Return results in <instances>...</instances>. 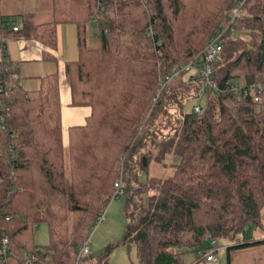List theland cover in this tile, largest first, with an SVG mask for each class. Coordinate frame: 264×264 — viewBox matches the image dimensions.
I'll return each mask as SVG.
<instances>
[{"label": "trees", "instance_id": "16d2710c", "mask_svg": "<svg viewBox=\"0 0 264 264\" xmlns=\"http://www.w3.org/2000/svg\"><path fill=\"white\" fill-rule=\"evenodd\" d=\"M239 3L52 0L48 22L31 27L25 20L22 34L51 50L57 27L74 26L78 57L65 63L70 106L88 107L90 116L69 128L64 146L58 75L42 77L37 91L23 90L4 52L0 235L8 236L14 257L33 253V264H74L120 170L127 220L120 245L135 247V264H200L219 240L234 243L229 249L248 246L240 241L247 226L263 228L264 0L239 8L210 85L183 72L154 101L159 80L199 59ZM252 85L261 87L259 102L247 92ZM202 94V114L186 113L184 103ZM152 163L171 174L139 182ZM42 223L45 247L32 239ZM111 248L93 264H106Z\"/></svg>", "mask_w": 264, "mask_h": 264}, {"label": "crops", "instance_id": "0c3cea01", "mask_svg": "<svg viewBox=\"0 0 264 264\" xmlns=\"http://www.w3.org/2000/svg\"><path fill=\"white\" fill-rule=\"evenodd\" d=\"M51 13L52 0H0L5 54L12 65L17 68L18 77L21 79L20 87L26 91H37L42 77L51 74L58 75L62 142L64 146H67L69 128L85 125V120L90 116V108L70 106L71 96L66 79L65 63L74 61L78 57L75 28L68 24L57 27L58 47L56 50H51L35 40L26 38L21 32L27 18L32 27L48 22ZM14 18L16 21L18 19L19 23H15ZM13 27H17L18 31H12ZM69 46L70 51L67 50ZM44 54L54 57V60H44ZM262 220L263 228L250 232L249 238L244 236L240 239L242 243L248 245L246 247L229 249L234 246V243L222 241L221 245H218L217 242V263L220 264V254L223 253L226 264H264V206ZM246 231L250 230L247 228ZM89 254L91 257L92 254L90 252ZM90 261L91 264L95 263V260L88 257L83 264H88Z\"/></svg>", "mask_w": 264, "mask_h": 264}, {"label": "built area", "instance_id": "2783aa9c", "mask_svg": "<svg viewBox=\"0 0 264 264\" xmlns=\"http://www.w3.org/2000/svg\"><path fill=\"white\" fill-rule=\"evenodd\" d=\"M246 2V0H240L238 9H234L229 23L226 26H221L217 31H215L212 35V38L207 42L204 49L200 54L199 59H194L189 61L188 63L176 66L171 70V72L161 78L158 83V90L155 98V102L160 97L161 91L165 88V86L180 73H194L198 78L203 79L205 85L211 84V76L213 71L214 63L219 59V56L222 52V42L223 37L226 35L228 31L231 30L232 26L236 24V18H238V10L239 8ZM2 25L3 22L0 18V62L4 61V42L2 37ZM12 31L17 32V27H13ZM4 74L1 77V83L4 92L10 88V84H7L4 79ZM261 91V87L258 85H252L249 87L247 92L251 95L254 102H259V93ZM4 116L0 117L2 124L0 125V131L6 130V125L4 124L7 121V109L4 110ZM194 113L197 115L202 114V110L200 107L196 106L193 109ZM10 151L11 148L9 147ZM114 191L110 201L116 200L124 194L125 190V182L122 175L115 181L114 183ZM105 219V211L101 213L96 221V225L103 222ZM95 225V226H96ZM216 252L217 248L211 249L206 255H204V259L207 263L210 264H218L216 260ZM36 254L30 253L25 254L20 257H14L11 252V246L8 236L2 234L0 235V264H10V259L17 260L20 264H33L37 258ZM89 257V239L87 238L83 241L77 250V253L74 257V264H83Z\"/></svg>", "mask_w": 264, "mask_h": 264}, {"label": "rangeland", "instance_id": "374dc122", "mask_svg": "<svg viewBox=\"0 0 264 264\" xmlns=\"http://www.w3.org/2000/svg\"><path fill=\"white\" fill-rule=\"evenodd\" d=\"M234 8L230 11V13H233ZM239 12L240 10H238V13ZM14 22L17 23L18 19L16 21L14 18ZM70 49L71 48L69 46L67 50L70 51ZM203 104L204 94H202L199 98L187 100L184 103V111L186 113H190L195 106H203ZM171 172V168L163 167L161 165L152 163L148 172L138 173L137 179L139 182H144L148 177L165 178L169 176ZM119 175H122L121 170ZM125 209V196L119 197L118 199L113 200L108 204L107 208L105 209L104 221L94 226L92 230L88 233L89 252L92 254L91 257L89 254V258L96 260L99 256H101V254H104V252L109 246H112L107 256L106 264L136 263L137 256L135 247L131 246L129 249L125 246L120 245V242L124 236L125 227L127 225V220L124 214ZM247 228L250 231H244L241 235V238H243L244 236L249 238L250 232H253V228L251 226H247ZM32 239L34 244L40 247H45L49 244V234L46 224L42 223L35 227L32 233ZM217 242L218 245H221L222 243L221 240ZM208 243L211 244V241H208ZM219 262L220 264H226L225 255L223 253L220 254ZM10 264H17V262L15 260L10 259Z\"/></svg>", "mask_w": 264, "mask_h": 264}]
</instances>
